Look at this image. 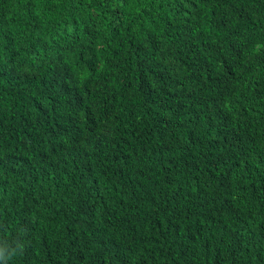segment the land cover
<instances>
[{"label": "trees", "instance_id": "trees-1", "mask_svg": "<svg viewBox=\"0 0 264 264\" xmlns=\"http://www.w3.org/2000/svg\"><path fill=\"white\" fill-rule=\"evenodd\" d=\"M0 264H264V0H0Z\"/></svg>", "mask_w": 264, "mask_h": 264}, {"label": "clouds", "instance_id": "clouds-1", "mask_svg": "<svg viewBox=\"0 0 264 264\" xmlns=\"http://www.w3.org/2000/svg\"><path fill=\"white\" fill-rule=\"evenodd\" d=\"M23 245L19 244L16 248L10 249L7 253L3 249H0V261L6 262L11 260L14 256L17 255L18 250L22 251Z\"/></svg>", "mask_w": 264, "mask_h": 264}]
</instances>
